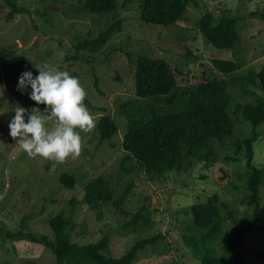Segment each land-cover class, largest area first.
<instances>
[{
  "label": "rangeland",
  "instance_id": "rangeland-1",
  "mask_svg": "<svg viewBox=\"0 0 264 264\" xmlns=\"http://www.w3.org/2000/svg\"><path fill=\"white\" fill-rule=\"evenodd\" d=\"M11 1L27 10H13L7 0H0V264H57L52 249L27 234L53 239L50 220L60 212L67 218L72 241L78 244L96 243L108 235L107 255L120 257L137 241L161 234L158 241L137 252L133 264H202L185 239L202 233L193 227L192 206L218 194L229 203L237 220L252 217L253 209L242 203L248 193L247 159L235 154V149L229 148L233 141L227 140V146L217 144L218 155L212 163L195 162L187 169L151 180L122 148L127 131L125 109L135 112L144 103L135 93L136 62L141 55L164 58L174 69L178 84L184 86L204 77L202 73L229 81L233 75L259 71L264 66V0H190L184 19L168 26L144 22L140 17L142 0H118L117 9L105 14L85 10L80 0ZM208 11L214 16V24L222 17L237 20L239 38L234 47H216L200 31L198 22ZM115 21L121 28L115 29L99 52L82 50L73 60L78 41L97 37ZM214 58L241 66L233 75L222 73L213 66ZM32 60L46 62L73 76L78 73L76 77L85 91L84 103L93 116L89 131L77 129L81 136L79 155L62 163L29 157L8 135L7 125L15 105L41 110L45 107L36 105L27 92L21 94L16 87L26 68L36 74ZM257 89L252 83L240 86L229 82L228 111L235 121L236 140L252 134V123L236 109L255 103L256 93L248 91ZM104 114L117 120L119 131L101 140L97 122ZM257 132L253 163L261 167L264 123ZM226 155H235L239 160L227 161ZM64 172L76 177L73 188L61 183ZM98 176L109 182L116 198L128 192L123 210L111 203L99 210L88 206L86 185ZM260 189L264 207V185ZM136 211L138 217L144 215L150 222L138 219L136 225L127 227ZM222 220L223 231L213 242L218 254L235 231L226 211ZM18 231L23 234H7ZM240 250L245 264H264V218L260 229L245 236Z\"/></svg>",
  "mask_w": 264,
  "mask_h": 264
},
{
  "label": "trees",
  "instance_id": "trees-1",
  "mask_svg": "<svg viewBox=\"0 0 264 264\" xmlns=\"http://www.w3.org/2000/svg\"><path fill=\"white\" fill-rule=\"evenodd\" d=\"M7 1L13 10H27L18 7L11 0ZM80 1L85 10L97 14H105L118 7V0ZM189 1L142 0L140 17L146 23L168 26L184 19ZM12 15L13 11L10 12V17ZM119 25L117 21L112 22L108 28L101 30L97 37L78 41L73 60L78 58V53L82 50L99 52L115 29L121 28ZM198 27L208 42L219 48H232L239 38L236 19L222 17L218 24H214V16L210 11L201 16ZM213 66L222 73L233 75L241 65L232 60L214 58ZM74 74L77 76L78 73ZM202 74L204 77L197 81L186 86L180 85L174 69L166 59L149 55L139 56L134 74L135 93L144 103L135 112L125 109L127 131L122 139V148L143 167L147 176L154 180L167 172L187 169L195 162L212 163L218 155L217 144L227 146V140L233 141V146L229 148L235 149V154L240 153L241 157L244 155L247 159L248 193L242 203L253 209V216L237 220L229 203L220 199L218 194H213L205 203L192 206L193 227L202 233L199 237L189 235L185 239L198 254L202 264H245L240 250L242 241L248 233L261 228L264 218L260 196V187L264 185V166L257 167L253 163V144L258 136L257 129L264 123V66L259 71L251 70L244 75H233L229 81ZM229 82L240 86L252 83L261 89V94H257L255 90L248 91L256 93L255 103L237 106L236 110L242 111L244 118L253 125L252 134L241 140L235 139V121L228 111L231 101ZM129 104L130 102L126 103V106ZM97 125L101 140L111 138L119 131V123L108 114L102 115ZM225 159L238 161L239 157L226 155ZM60 181L67 188H73L76 177L64 172ZM127 194L128 192L123 194L120 199L116 198L109 182L98 176L86 185L85 201L93 210H99L109 203L123 210L121 206ZM223 211L232 219L235 231L226 240L223 252L218 254L213 242L223 231ZM138 214V211L134 213V218L126 223L127 227L133 226L132 223L136 225L138 219L150 222L148 217H138ZM50 225L54 232L53 239L32 232L27 235L31 240L51 248L56 255L57 264H133L140 249L162 237L158 234L144 238L137 241L124 255L114 257L106 254L110 243L108 235H104L96 243L78 244L72 241L64 212L54 215ZM7 234L14 237L22 235L23 232Z\"/></svg>",
  "mask_w": 264,
  "mask_h": 264
},
{
  "label": "clouds",
  "instance_id": "clouds-1",
  "mask_svg": "<svg viewBox=\"0 0 264 264\" xmlns=\"http://www.w3.org/2000/svg\"><path fill=\"white\" fill-rule=\"evenodd\" d=\"M31 69L23 70L17 81V90L27 92L28 98L39 107L15 105L8 121V135L29 157L39 156L62 163L76 157L81 149L77 129L89 131L93 116L84 103L85 91L76 76L67 71L32 60ZM257 94H261L257 89Z\"/></svg>",
  "mask_w": 264,
  "mask_h": 264
}]
</instances>
